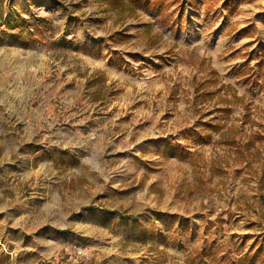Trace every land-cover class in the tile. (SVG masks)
I'll list each match as a JSON object with an SVG mask.
<instances>
[{
	"label": "rangeland",
	"instance_id": "374dc122",
	"mask_svg": "<svg viewBox=\"0 0 264 264\" xmlns=\"http://www.w3.org/2000/svg\"><path fill=\"white\" fill-rule=\"evenodd\" d=\"M255 132L264 0H0V264H264Z\"/></svg>",
	"mask_w": 264,
	"mask_h": 264
},
{
	"label": "trees",
	"instance_id": "16d2710c",
	"mask_svg": "<svg viewBox=\"0 0 264 264\" xmlns=\"http://www.w3.org/2000/svg\"><path fill=\"white\" fill-rule=\"evenodd\" d=\"M99 2H102L103 5H105L107 8L117 10L121 14H128V13H133L136 11L137 8H147L151 9L154 7H168L171 5L173 0H97ZM24 19L19 18V17H14V18H8V25L15 27V26H23ZM152 43H157L158 39L153 38L151 40ZM214 81H218L217 78L214 79ZM228 87V86H227ZM220 87L215 88L214 90H206L202 94V98H210L214 95V93L220 91ZM236 95V94H235ZM229 108H222L224 111H228ZM244 116H248V112L244 114ZM208 129L209 131L206 132V139L209 140L211 138V133L212 132H219L221 131L224 127V123L220 122H208ZM228 129L232 128V125L227 127ZM264 139V134L261 132H255L252 134L247 142L244 143L243 147H239L237 141L235 140V137L231 136L228 139L225 140L227 144L230 145V147H235L237 155L240 156H245L246 153H250L251 149L250 146L254 145L256 141H260ZM256 147H254L255 149ZM172 151H174L176 154L182 156V157H189V158H195L197 156V152H190L184 148H175L174 146H171ZM264 149V145H263ZM257 150L255 149L254 152ZM222 166L221 165H213L212 166V171L215 173L222 172ZM150 237H152V234H150ZM217 243L216 242H208L205 245V248L203 250H197L196 254L203 253L204 256L200 258L199 263L202 264H221L219 261V256L216 255V251L214 248L216 247ZM244 258L248 257L243 256Z\"/></svg>",
	"mask_w": 264,
	"mask_h": 264
}]
</instances>
